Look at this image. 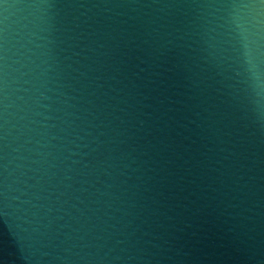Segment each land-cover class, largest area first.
Segmentation results:
<instances>
[{"label":"water","instance_id":"1","mask_svg":"<svg viewBox=\"0 0 264 264\" xmlns=\"http://www.w3.org/2000/svg\"><path fill=\"white\" fill-rule=\"evenodd\" d=\"M251 2L0 0V264H264Z\"/></svg>","mask_w":264,"mask_h":264},{"label":"snow or ice","instance_id":"2","mask_svg":"<svg viewBox=\"0 0 264 264\" xmlns=\"http://www.w3.org/2000/svg\"><path fill=\"white\" fill-rule=\"evenodd\" d=\"M259 4V5H264V0H252L251 2V5H254V4ZM245 6H248V5H245Z\"/></svg>","mask_w":264,"mask_h":264}]
</instances>
